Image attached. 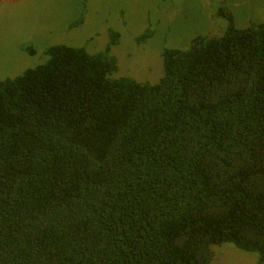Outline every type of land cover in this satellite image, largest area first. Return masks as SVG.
I'll return each mask as SVG.
<instances>
[{
  "label": "trees",
  "instance_id": "16d2710c",
  "mask_svg": "<svg viewBox=\"0 0 264 264\" xmlns=\"http://www.w3.org/2000/svg\"><path fill=\"white\" fill-rule=\"evenodd\" d=\"M228 18L154 84L111 76L115 31L0 79V264H264V19Z\"/></svg>",
  "mask_w": 264,
  "mask_h": 264
},
{
  "label": "rangeland",
  "instance_id": "374dc122",
  "mask_svg": "<svg viewBox=\"0 0 264 264\" xmlns=\"http://www.w3.org/2000/svg\"><path fill=\"white\" fill-rule=\"evenodd\" d=\"M228 13L235 27L249 26L264 19V0H0V79L44 62L51 45L103 51L115 31L111 76L154 84L163 75L164 47L186 48L196 35L221 34ZM211 250L209 264H258L257 252L229 242Z\"/></svg>",
  "mask_w": 264,
  "mask_h": 264
}]
</instances>
